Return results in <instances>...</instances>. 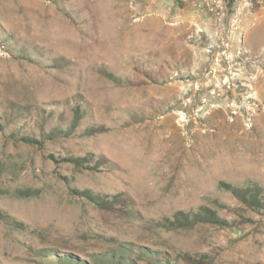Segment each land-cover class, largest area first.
<instances>
[{"label":"rangeland","instance_id":"1","mask_svg":"<svg viewBox=\"0 0 264 264\" xmlns=\"http://www.w3.org/2000/svg\"><path fill=\"white\" fill-rule=\"evenodd\" d=\"M247 183L264 0H0V264H264Z\"/></svg>","mask_w":264,"mask_h":264},{"label":"trees","instance_id":"2","mask_svg":"<svg viewBox=\"0 0 264 264\" xmlns=\"http://www.w3.org/2000/svg\"><path fill=\"white\" fill-rule=\"evenodd\" d=\"M24 139L28 142L35 141V138L24 137ZM227 186L242 203L248 206V208L256 211L264 209V187L261 185L247 183L238 185L227 184ZM86 196L96 203L101 204L102 202V199L93 193H86ZM190 216L193 217V222H212L223 226L232 225L234 223L231 220L218 216L217 213L208 206H202L199 210L193 211L191 215H188V213L184 211H178L175 214V218L181 225H187L188 222L186 221L191 220ZM158 262L159 264H176L167 258L165 263H162L159 259ZM119 263L121 264V261Z\"/></svg>","mask_w":264,"mask_h":264}]
</instances>
